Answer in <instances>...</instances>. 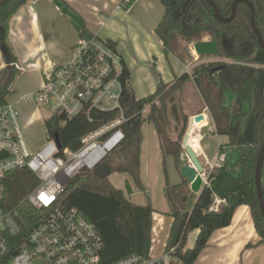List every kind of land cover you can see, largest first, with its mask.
<instances>
[{
  "label": "trees",
  "instance_id": "trees-1",
  "mask_svg": "<svg viewBox=\"0 0 264 264\" xmlns=\"http://www.w3.org/2000/svg\"><path fill=\"white\" fill-rule=\"evenodd\" d=\"M1 1V0H0ZM29 0H9L0 5V48L5 45L9 59L4 56L10 70L6 81L0 80V103L8 100L13 92L12 84L17 71V56L10 41V22L15 13ZM72 16L79 29L80 38L88 39L93 34L85 22L66 0H52ZM164 14L156 26V34L163 41L165 53L174 54L183 61L181 38L184 41H202L205 35L217 42L219 57L234 62H204L195 66L192 73L183 72L174 82L160 81L154 93L137 98L130 82V71L125 65L128 89L125 94V114L129 119L123 129V142L91 172L74 175L61 194V206L78 207L94 222L104 243L103 257L111 262L130 253L149 256L152 247L153 214L151 204L139 205L128 199L122 189L112 185L109 177L114 172L130 174L139 187L141 181L142 125L145 121L154 123L164 155L173 156L180 171L185 150L182 140L186 132L189 116L183 105V90L187 82L193 81L204 107L212 116L215 131L228 136L226 146H234L239 152L238 170L224 162L215 168L211 185L204 186L191 210L188 204L193 195L190 184L182 177L179 183L167 181L165 195L169 202L168 215L172 222L166 239L165 250L170 251L172 263L175 259L184 264H194L207 246L213 233L231 224L234 213L240 205L251 208L254 225L260 236L258 244H264V217L262 215L256 183V166L261 146L264 142V48L258 42L251 26V9L246 2L238 4L236 16L229 22H220L215 17L213 6L208 0H160ZM256 9V24L264 38V0H250ZM135 0H123L121 6L128 9ZM221 14H232L234 0H214ZM80 19L81 24L77 23ZM4 30V34L2 33ZM102 39V38H100ZM117 50L116 42L102 39ZM247 47V52L242 48ZM246 60L250 64L241 63ZM225 64V67L211 73V70ZM253 64V65H252ZM235 93V99L226 103L228 90ZM150 105L145 114L144 109ZM248 105V108H245ZM203 107V108H204ZM197 111L193 115L200 114ZM62 115H55L46 121L47 133L55 138L59 135L63 144L78 149L81 137L90 127L79 119L63 123ZM176 133V136L174 135ZM196 124L189 143L199 149ZM223 148H221V153ZM264 167L262 186L264 190ZM38 185L37 177L26 168L8 173L2 206L5 210H17V222L21 227L20 237L26 235L42 219V211L34 207L26 197ZM127 190L131 191L129 182ZM215 195L225 200L218 211L210 210ZM199 230L192 247L187 246L191 232ZM250 245V243L248 244ZM247 245V246H248Z\"/></svg>",
  "mask_w": 264,
  "mask_h": 264
},
{
  "label": "built area",
  "instance_id": "built-area-1",
  "mask_svg": "<svg viewBox=\"0 0 264 264\" xmlns=\"http://www.w3.org/2000/svg\"><path fill=\"white\" fill-rule=\"evenodd\" d=\"M42 75L41 86L20 101L43 105L50 111L47 120L62 115L63 123L79 119L90 130L81 137L78 149L59 145L48 133L44 144L32 149L26 127L33 119L25 124L16 102L0 103V264H172L170 251L159 257L130 253L105 262V243L96 224L78 207L59 204L69 180L93 171L126 137L128 80L119 52L97 35L81 38L66 60L52 62ZM208 164L211 171L223 165ZM19 168L37 177L38 185L26 200L43 216L22 238L18 211L2 206L7 175ZM202 175L204 185L210 186L206 169ZM224 203L215 195L209 208L218 211Z\"/></svg>",
  "mask_w": 264,
  "mask_h": 264
},
{
  "label": "crops",
  "instance_id": "crops-1",
  "mask_svg": "<svg viewBox=\"0 0 264 264\" xmlns=\"http://www.w3.org/2000/svg\"><path fill=\"white\" fill-rule=\"evenodd\" d=\"M66 1L83 17L89 15L84 19L86 27L93 34L99 38L111 39L116 42L117 51L130 71V82L137 98L154 93L160 81L174 82L178 76L186 72V63L174 54L167 55L163 41L156 34V26L162 17L156 20L155 15L152 14V21H149V14L142 16L150 27L145 26L139 20L138 11L142 8H138L140 1H143V8L148 5L146 10H150L149 5L152 1L135 0L128 9L120 6L123 0ZM54 20H58L55 25V35L53 33L50 37H46L43 24H47L48 30L51 31L53 30L51 22ZM71 21V17L56 8L52 0H29L11 19L9 38L21 69L20 75L29 70L38 72L41 76L38 88L43 81V70L52 62L61 63L66 60L69 48L81 39L79 32L76 31V37L70 33L71 25H73ZM6 66L4 54L0 49V70ZM19 98L20 96H10L8 100L16 102L18 106L21 103ZM206 110L208 109L205 108L203 111L202 120L197 118L195 120L200 148L194 147L205 169L209 167L208 162L217 165L228 163L226 150L235 148L226 146L229 141L228 136L216 133L213 119ZM148 111L149 105L144 109V113L146 114ZM142 132L140 169L143 187H139L133 177L126 172H114L110 175L109 180L114 187L122 189L125 196L136 204L152 205L156 210L153 214L152 239L162 234L167 239L172 219L168 215L170 206L165 195V186L167 181L174 184L181 182L183 178L173 156H166L165 162L168 171L171 167L175 171L171 176L172 179L169 178L168 172L165 178L164 155L154 123L145 121L142 125ZM206 136L213 138L214 142L216 141L215 146L218 148L215 151H212L208 143H204ZM221 148H223V153H221ZM127 182L130 184L131 191L127 190ZM158 194L164 195V206L159 204ZM197 196L198 193H196V199ZM137 197L140 199H136ZM192 207L188 209L191 210ZM192 233L195 234L196 240L199 230ZM259 239L248 205H240L234 213L231 224L213 233L194 264H200L201 259L205 256L208 259H215L219 264H238L242 261L244 254L248 255L250 260L259 256L254 260V263L264 264V244H258ZM249 243L250 245H248Z\"/></svg>",
  "mask_w": 264,
  "mask_h": 264
},
{
  "label": "rangeland",
  "instance_id": "rangeland-1",
  "mask_svg": "<svg viewBox=\"0 0 264 264\" xmlns=\"http://www.w3.org/2000/svg\"><path fill=\"white\" fill-rule=\"evenodd\" d=\"M149 1H152V2H150V5H149L150 10H146V9H148V5L144 6V8H143V1H140L139 7H138V8L142 7L138 11L139 20L147 27H150V26L148 25L147 20L144 19V17H142V16H147L149 14V18H150L149 21H152L151 20L152 14L155 15L156 20L160 19L162 17V15L164 14V6L160 0H149ZM55 7L61 9V11L64 13L63 9L60 8V6L58 4L55 3ZM76 12L84 22L86 21L85 20L86 17H89V15L84 16L85 17V19H84V17L78 11H76ZM67 15H69V14L67 13ZM69 16L71 17V20H72L71 22H73V25H71L72 28L70 26V28H71L70 33H72L74 35V37H76L75 36L76 31L79 32V29H78L77 25L74 23L72 16L71 15H69ZM57 21L58 20H54L53 22H51V25L53 26V30H51V31L48 30L47 24H45V23L43 24V28L45 30V36L46 37H50V35H53V33L55 35V30H56L55 25H56ZM77 23L81 24L80 19H77ZM85 25H86V22H85ZM102 37H104V36L102 35ZM180 38H181V43H182L181 51L183 52V58H184L183 62L186 63V72L192 73L195 66H199L200 64H202L204 62H210V61H215V60L225 61V62H234L235 61L231 58L229 59V58H226L223 56L222 57L211 56V55L210 56L209 55L208 56L207 55L199 56L197 54L195 48L193 47V44L195 42H198V41L187 42V41H184L182 37H180ZM206 40H211L209 35H205V37L203 38L202 41H206ZM76 41H77V38H76ZM69 49L71 50V48H69ZM70 50L68 53H70ZM242 50L244 52H247L248 48L243 46ZM68 55L69 54H67L66 59L68 58ZM241 63L250 64L246 60H241ZM168 66L170 67L169 62H168ZM5 68L0 70V80L1 81H6L8 79V77L10 76V70L9 69L5 70ZM169 71L172 72V70H169ZM20 73H21V69L19 67H17L16 76H15V79H14L13 84H12L13 92L8 97L20 96L19 99H21L27 93H30L33 90L38 89V86H39L40 81H41V76L38 72H36L34 70H29V71H26V73H24L22 75H20ZM182 97H183L184 109L188 114L193 115V113H195L197 111H202L201 113H203V111L206 107H204L205 106L204 102H203L200 94L198 93L196 86L192 80L187 82L186 85L184 86ZM234 99H235V93L229 89L226 93V98H225L226 103L229 105L230 103H232V101ZM38 106H39V110H37ZM149 107H150V105H149ZM245 108L247 109L248 105H245ZM18 109H19L20 115H21L25 124L28 122L29 119H33L32 123H29L26 127V135L28 138L29 146L32 149H35V148L39 147L40 145H43L45 140H46L45 138L47 136L46 121H47L48 115H50V111L47 108H45L43 105L38 104L36 101H30L27 103L21 101V103L18 104ZM206 111L209 112L208 110H206ZM23 114H24V116H22ZM211 118H212V116H211ZM174 135L176 136V133ZM263 139H264V137H263ZM204 143H208L209 146L211 147L212 151H215L216 148H218L217 146H215L216 141L214 142V139L213 138L211 139V137L206 136ZM226 153H227V159H228L229 165L234 170H238L239 152L237 151V149L236 148H229L228 150H226ZM183 158H184V160H182V165L188 163V160H189L188 157L186 156V153H184V157L182 156V159ZM170 159H171V157H170ZM206 170H207V174L210 176L212 174L213 170H215V168L212 169V171H211L210 167H208V168H206ZM161 171H162V169H161ZM174 171H175V169H173V167H171L169 171L167 170V167H166V171H165V168H163L165 178L167 177V172H168L169 178L172 179L171 176H172ZM113 180H114V178H113ZM263 183H264V181H263ZM140 194H143V193H140ZM138 196H140V195H138ZM163 197H164V195H162V196H160L159 194L157 195L158 202L162 206H164V204H165ZM136 199L139 200L140 198L137 197ZM195 199H196V193H193L191 200L188 204V208H190L194 205ZM249 211L251 214V208L250 207H249ZM251 219L253 220L252 215H251ZM253 223H254V221H253ZM169 228H170V226H169ZM259 238H260V236H259ZM194 242H195V234L191 232L188 236L187 246L192 247L194 245ZM255 245H257V244H255ZM165 246H166V237L163 234L157 236L156 238L152 239V247L150 250V255L152 257H159V256L163 255L166 251ZM205 257L201 259L200 264H219V262L215 261V259H212V258L208 259ZM256 258H259V256H256L254 258V260ZM254 260H250V258H248V255L244 254L242 261L239 262L238 264H255ZM212 261H215V262H212ZM172 264H184V263L179 259H175V261H173Z\"/></svg>",
  "mask_w": 264,
  "mask_h": 264
},
{
  "label": "water",
  "instance_id": "water-1",
  "mask_svg": "<svg viewBox=\"0 0 264 264\" xmlns=\"http://www.w3.org/2000/svg\"><path fill=\"white\" fill-rule=\"evenodd\" d=\"M9 0H1L0 5L5 4ZM211 5L214 8L215 11V17L220 22H229L231 21L237 13L238 4L240 2H246L251 9V26L256 33V36L258 38V42L262 48H264V38L259 30L257 24H256V9L254 4L250 0H234L232 5V14L229 17H224L214 0H208ZM2 33L4 34V30H2ZM193 47L195 48L197 54L199 56H205V55H211V56H218L220 54V49L216 41L214 40H206V41H198L193 44ZM1 51L3 52L4 56L9 59L8 51L5 45L1 46ZM225 67V64L220 65L218 67H215L211 70V73L220 70L221 68ZM203 113L197 114V115H190L188 120V125L186 128V132L184 134L183 140H182V147L185 150L186 156L188 157V163L182 165L180 167V173L182 177L186 178L187 181L190 184L191 190L194 193H200L201 190L204 188V179L202 173L205 170V167L201 161V159L198 156L197 150L194 149V147L189 143L190 135L192 133L194 123L196 118L199 120L203 119ZM55 139L57 143L60 145L61 140L59 135L56 133ZM264 167V142L261 146V150L258 156L257 166H256V183L258 188V194H259V200L262 210V215L264 217V190L262 186V171Z\"/></svg>",
  "mask_w": 264,
  "mask_h": 264
},
{
  "label": "flooded vegetation",
  "instance_id": "flooded-vegetation-1",
  "mask_svg": "<svg viewBox=\"0 0 264 264\" xmlns=\"http://www.w3.org/2000/svg\"><path fill=\"white\" fill-rule=\"evenodd\" d=\"M211 62V61H210ZM212 62H220V61H218V60H215V61H212ZM216 67H218V66H216ZM215 68V67H214ZM216 72V71H215ZM214 73V72H213Z\"/></svg>",
  "mask_w": 264,
  "mask_h": 264
},
{
  "label": "bare ground",
  "instance_id": "bare-ground-1",
  "mask_svg": "<svg viewBox=\"0 0 264 264\" xmlns=\"http://www.w3.org/2000/svg\"><path fill=\"white\" fill-rule=\"evenodd\" d=\"M195 149V148H194ZM196 150V149H195Z\"/></svg>",
  "mask_w": 264,
  "mask_h": 264
}]
</instances>
